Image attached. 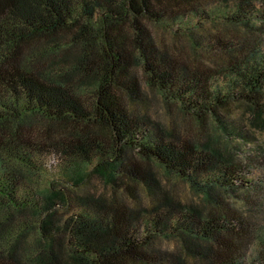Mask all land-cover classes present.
<instances>
[{
  "label": "trees",
  "instance_id": "16d2710c",
  "mask_svg": "<svg viewBox=\"0 0 264 264\" xmlns=\"http://www.w3.org/2000/svg\"><path fill=\"white\" fill-rule=\"evenodd\" d=\"M218 22L257 32L224 44L206 31ZM157 31L229 60L192 67ZM145 85L241 134L222 109L244 100L264 113V0H0V264H264V233L159 196L151 171L126 156L156 161L208 204L262 181L153 119ZM88 123L106 127L110 144ZM92 173L110 197L76 191Z\"/></svg>",
  "mask_w": 264,
  "mask_h": 264
},
{
  "label": "rangeland",
  "instance_id": "374dc122",
  "mask_svg": "<svg viewBox=\"0 0 264 264\" xmlns=\"http://www.w3.org/2000/svg\"><path fill=\"white\" fill-rule=\"evenodd\" d=\"M206 31L214 32L222 37L224 44H239L243 39L253 38L254 33L257 32L245 25L224 22L207 24ZM157 37L173 54L192 67L217 68L224 66L229 60L228 52L193 46L186 35L157 31ZM144 90L148 100L146 112L153 119L160 121L166 127H171L180 138L210 142L211 146L220 150L224 156L242 167L253 169L262 180L259 185L252 188L234 187L226 191L220 190L215 199L208 204L204 202L201 194L191 188L186 181L173 173L166 172L156 161L142 157L136 150L128 151L126 156H129L140 167L151 171L155 178L153 188L156 193L159 196L166 194L186 204L199 206L206 212L217 208L219 211L235 214L249 224L254 236L264 233V113L258 111L247 101H230L222 112L236 121L241 134H227L216 126L210 115H198L184 110L179 104L166 100L155 89L147 85L144 86ZM40 121L44 125L51 123L44 119ZM87 126L94 128L106 145L110 144L106 127L92 123H88ZM84 127L83 124L79 126V128ZM76 191L104 193L107 197L112 195L111 188L95 173L90 174ZM138 192L141 198L144 197L145 189L142 186L138 187ZM117 194L122 197L123 195L128 196V193L124 191ZM248 243L250 254L258 249L255 239L249 238ZM174 245V242L168 243L170 248L175 247Z\"/></svg>",
  "mask_w": 264,
  "mask_h": 264
}]
</instances>
